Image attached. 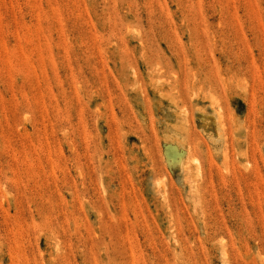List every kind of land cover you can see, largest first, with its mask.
<instances>
[{"label": "rangeland", "instance_id": "1", "mask_svg": "<svg viewBox=\"0 0 264 264\" xmlns=\"http://www.w3.org/2000/svg\"><path fill=\"white\" fill-rule=\"evenodd\" d=\"M0 264H264V0H0Z\"/></svg>", "mask_w": 264, "mask_h": 264}]
</instances>
